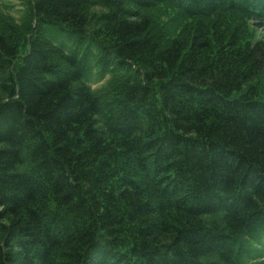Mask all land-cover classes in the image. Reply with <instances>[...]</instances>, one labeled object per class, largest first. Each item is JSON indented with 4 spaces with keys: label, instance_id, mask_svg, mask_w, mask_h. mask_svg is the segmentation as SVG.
Segmentation results:
<instances>
[{
    "label": "trees",
    "instance_id": "1",
    "mask_svg": "<svg viewBox=\"0 0 264 264\" xmlns=\"http://www.w3.org/2000/svg\"><path fill=\"white\" fill-rule=\"evenodd\" d=\"M263 24L264 0H0V264H264Z\"/></svg>",
    "mask_w": 264,
    "mask_h": 264
},
{
    "label": "rangeland",
    "instance_id": "2",
    "mask_svg": "<svg viewBox=\"0 0 264 264\" xmlns=\"http://www.w3.org/2000/svg\"><path fill=\"white\" fill-rule=\"evenodd\" d=\"M20 6L17 5L16 3H11L8 12L14 16L15 18L18 17V10H19ZM256 37H261L264 36V24L261 27H257L256 31L254 32ZM98 85V84H96ZM94 85V86H96Z\"/></svg>",
    "mask_w": 264,
    "mask_h": 264
}]
</instances>
